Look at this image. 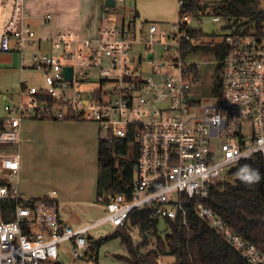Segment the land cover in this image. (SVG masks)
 <instances>
[{
	"label": "built area",
	"instance_id": "2783aa9c",
	"mask_svg": "<svg viewBox=\"0 0 264 264\" xmlns=\"http://www.w3.org/2000/svg\"><path fill=\"white\" fill-rule=\"evenodd\" d=\"M26 1L12 0L10 18L0 22V53H17L20 71H36L42 81L40 86L21 82L15 104L4 105L7 118H0V143H20V125L28 119L92 121L100 141L130 139L137 164L128 191L107 196L106 216L73 228L58 219L50 196L24 198L19 186L9 182L18 180L19 153H0V170L8 173L0 178V264L84 261L92 257L86 238L91 229L104 222L123 227L132 211L144 207H152L153 219L181 216L185 223L181 195L193 199L196 216L243 264H264V250L206 204L210 189L228 169L264 158V18L255 29L227 30L225 55L218 62L219 90L211 102L201 104L193 93L200 62L190 56L187 45L196 29L193 24L203 18L221 21L210 0H197L192 11H183L184 0H177V19L170 27L132 20L101 26L92 38L61 31L49 40L60 55L34 50L42 39L29 24ZM100 1L104 13L112 9ZM118 1L123 0L115 5ZM263 2L259 0V10L264 16ZM27 48L32 49L29 58ZM64 67L72 68L71 79ZM65 244L70 249L67 262L61 261ZM157 261L178 264L172 255Z\"/></svg>",
	"mask_w": 264,
	"mask_h": 264
},
{
	"label": "trees",
	"instance_id": "16d2710c",
	"mask_svg": "<svg viewBox=\"0 0 264 264\" xmlns=\"http://www.w3.org/2000/svg\"><path fill=\"white\" fill-rule=\"evenodd\" d=\"M208 2L221 21L224 20L223 28L228 31L255 29L264 18L259 10V0ZM195 7L197 0H184L183 11H192ZM190 35L191 41L187 45L189 50L194 42L205 36L198 29H193ZM224 55L225 48L219 61ZM216 71L219 90V66ZM129 143L130 139L112 144L99 141L97 203L106 205L108 195L127 192L126 188L133 184L137 152L130 153ZM245 165L259 171L262 178L258 183L249 185L239 179V171ZM179 199L186 211L185 223L181 216L175 219H153L152 207H144L132 211L125 225L116 229L112 237L120 238L126 246L131 257L127 261L131 264H158L159 256L172 255L178 264H243L235 250L196 216L193 199L184 195ZM206 204L240 236L264 250V158L254 157L228 169L223 179L210 189ZM159 221L165 224L163 231L158 228ZM132 227L141 234L139 247L132 244L129 235ZM148 246L149 249H146Z\"/></svg>",
	"mask_w": 264,
	"mask_h": 264
},
{
	"label": "crops",
	"instance_id": "0c3cea01",
	"mask_svg": "<svg viewBox=\"0 0 264 264\" xmlns=\"http://www.w3.org/2000/svg\"><path fill=\"white\" fill-rule=\"evenodd\" d=\"M54 1L27 0L25 3V11L30 17L29 24L36 36L42 39L34 50L48 54L57 53L51 47L49 40L59 32L69 30L76 32L79 37H95L98 28L106 25L104 19L111 12H114L118 18L115 25L134 20L138 25L145 26L155 23L160 28L171 25L177 19L176 13H169L165 16L148 12L140 13L136 4L132 7L126 0L118 1L115 7H111L112 9L107 13L103 12L100 0H65L66 3H59L56 9L53 8ZM139 1L136 0L138 3ZM62 6H66V9ZM47 8L51 9L54 14L53 22L50 25L48 24L52 21V17L47 14L50 19L46 21L44 17L41 19L39 14ZM1 54L6 56V61L10 60L16 65L15 62L19 56L17 53ZM23 65L25 66V61ZM25 67L28 68L29 66ZM29 71L27 69L24 72ZM98 143V127L92 121H59L53 119L23 121L20 125V143H18L17 151L20 156L18 185L19 179L23 178L24 193L27 198L50 196L56 202L58 219L61 222L73 228L83 227L80 225L79 211L84 209V205L91 204L96 200ZM21 145L23 147L27 145L31 149L30 157L25 152L23 154ZM42 152L48 156L53 165H50L49 172L45 173L44 186L40 187L38 181L37 185H30V177L36 169L34 167L31 172L28 158H32V162H34L36 154ZM21 188L23 189V186ZM62 208L68 212L64 217L59 214ZM88 244L92 256L93 248L89 240Z\"/></svg>",
	"mask_w": 264,
	"mask_h": 264
},
{
	"label": "rangeland",
	"instance_id": "374dc122",
	"mask_svg": "<svg viewBox=\"0 0 264 264\" xmlns=\"http://www.w3.org/2000/svg\"><path fill=\"white\" fill-rule=\"evenodd\" d=\"M11 1L0 0V22L7 21L10 18L11 13ZM27 2V1H26ZM130 6L137 5V10L142 13H151L158 16H165L169 13H176L178 11V3L177 0H140L139 3L136 0H126ZM66 3L65 0H55L53 2V8H57L58 4ZM62 8L66 9V6H62ZM262 8H264V2L262 3ZM42 10V9H41ZM40 17L41 19L44 17L46 20L47 14L52 17V21L48 24H52L54 19V14L52 10L47 8L41 11ZM39 17V18H40ZM117 15L114 12L108 14L107 18L104 19L107 27H112L115 25L117 21ZM224 20L213 23L209 18H203L201 22L198 24H193L196 26V29L202 31L205 35L200 40L194 42V45L190 48V56L193 57L196 61L200 62L199 68V81L196 83L193 93L194 97L201 101V104H205L212 101V98L217 94V80L218 75L216 68L218 66V62L220 56L222 55L225 44H224V36L227 33V30L223 28ZM168 25L167 27H170ZM226 30V31H225ZM32 49L27 48L25 50V57L29 58ZM57 51L55 54H59ZM6 56L0 53V118H7V113L4 110V105H14L17 95L19 94L20 84L21 82H29L30 84H34L40 86L42 81L41 74L36 71H29L21 73L20 66L21 62L18 59L14 62L10 60H5ZM29 60H25V65L29 66ZM20 65V66H19ZM15 66V68H14ZM149 70L146 69L144 73H147ZM90 118V116H88ZM99 139V136H98ZM100 141V140H99ZM23 145H21L22 149ZM20 148V147H19ZM18 144H4L0 143V153H8V152H17ZM22 152L24 154L27 153L30 157L31 149L28 148L27 145H24ZM28 158V157H27ZM29 166L31 172L35 167L34 173L30 177V185L34 184L40 187L45 185V173L49 172L50 165H53L48 159L47 155L37 153L35 156L34 162H32V158H28ZM50 162V163H49ZM6 172L0 170V178L5 179L7 177ZM37 179V180H36ZM9 182L16 186L18 185L17 179L9 180ZM21 182V183H20ZM29 182V181H28ZM24 179H19V188L22 191L24 198H27V195L24 193ZM23 186V189L20 187ZM49 192V191H48ZM47 192V193H48ZM51 192V191H50ZM44 196V195H43ZM35 197L34 200H39L45 198L47 196ZM33 200V199H29ZM84 209L79 211V220L81 221V226H87L96 221L103 219L106 214V208L104 204L95 202L91 204H87L83 206ZM60 216H66L68 212L66 209H60ZM160 231H163L166 227L163 221H159L158 226ZM116 228L110 224L109 222H104L93 229H91L86 238L93 246L92 257L85 259L84 261L77 262L76 264H131L127 261L130 259V255L126 246L122 243L120 238L112 237L115 233ZM129 235L132 238V244L134 247H139L142 239L139 230L135 227H132L129 231ZM151 240V238H148ZM63 251L61 255V261L67 262V254L70 249H68V245H63ZM149 249V246L146 248ZM145 249V251H146ZM142 250V252H145Z\"/></svg>",
	"mask_w": 264,
	"mask_h": 264
},
{
	"label": "clouds",
	"instance_id": "9594fccd",
	"mask_svg": "<svg viewBox=\"0 0 264 264\" xmlns=\"http://www.w3.org/2000/svg\"><path fill=\"white\" fill-rule=\"evenodd\" d=\"M239 179L246 184L258 183L261 180V175L257 169H253L248 165L243 166L239 171Z\"/></svg>",
	"mask_w": 264,
	"mask_h": 264
},
{
	"label": "water",
	"instance_id": "95a60500",
	"mask_svg": "<svg viewBox=\"0 0 264 264\" xmlns=\"http://www.w3.org/2000/svg\"><path fill=\"white\" fill-rule=\"evenodd\" d=\"M104 4L110 7H115V0H104ZM63 73L66 78L71 79L72 76V68L71 67H64Z\"/></svg>",
	"mask_w": 264,
	"mask_h": 264
}]
</instances>
